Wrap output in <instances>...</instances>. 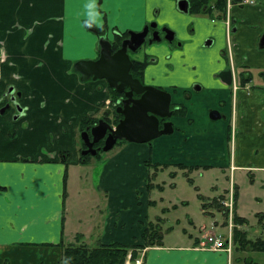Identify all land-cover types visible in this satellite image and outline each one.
<instances>
[{"label": "crops", "instance_id": "crops-1", "mask_svg": "<svg viewBox=\"0 0 264 264\" xmlns=\"http://www.w3.org/2000/svg\"><path fill=\"white\" fill-rule=\"evenodd\" d=\"M162 1L169 3L171 11L175 9L174 0ZM157 3L160 9L159 0H0V47L7 56L0 65V107L7 102L3 94L8 88L13 89L21 107L20 113L14 109L0 112L1 251L18 256L31 254V264H60L58 243L74 241L78 234L88 245L143 243L142 232L147 221L155 222L159 217L165 221V216L149 219L148 209L157 205L146 196L151 188L147 189L151 174L149 165L144 162L149 164L151 158L159 164L154 170L181 168L179 163L193 166L192 169H220L230 162V168L252 174L264 171V75H259L263 83L256 84L260 87L255 88L251 85L254 74L239 83L240 72L235 76V89L213 76L228 61L234 67L244 65L251 71L264 69V48L257 44L264 34V0L262 3L255 0L253 5L231 8L235 30L229 36L230 45L222 22L196 16V32L197 29L204 32L199 36L213 41L222 38L230 46L233 56L228 61L220 54L216 60H206L205 57H209L206 50L192 55L195 50L185 44L190 37L186 34L180 36L184 38L180 50L166 45L151 49L160 57L153 82L173 91L177 104L182 103V95L189 91L198 109L206 111L205 115L199 114L194 123L183 103L185 116L174 117L172 133L157 137L151 143L123 142L115 149L114 146L103 155L102 167L91 172L93 180L94 174L98 175L96 192H103L104 196L90 197L85 187L76 193V200L70 201L69 167L81 164L80 125L85 116L94 117L104 110L109 99L104 80L81 82L79 74L73 70L75 59L94 58L97 54L98 37L86 23L95 28L105 27L107 32L113 29L135 31L150 20L165 24L152 14ZM175 31L179 37L178 30ZM195 62L201 86L191 93L190 85L197 76ZM179 69L188 73L183 80L177 78ZM148 78L151 80L150 75ZM208 107L217 109L225 118L211 120ZM191 127H195L192 133ZM182 132L188 134L184 139H191L190 145L194 146L188 161L182 159L183 155L180 158V153L174 149ZM233 136L238 140L235 146ZM152 150L162 154L151 156ZM90 163H82L85 164L82 171ZM134 188L144 192L139 200ZM163 208L170 211L169 206ZM234 214L247 219L238 214L235 207ZM235 230L239 231L234 228L233 234ZM182 232L172 240L169 239L171 231L166 228L160 245L146 246L138 254L140 264L229 262L234 249L230 253L224 249H201L199 235L186 233L185 229Z\"/></svg>", "mask_w": 264, "mask_h": 264}, {"label": "rangeland", "instance_id": "rangeland-1", "mask_svg": "<svg viewBox=\"0 0 264 264\" xmlns=\"http://www.w3.org/2000/svg\"><path fill=\"white\" fill-rule=\"evenodd\" d=\"M159 1L161 8H158V3L155 4V8L152 10V14L156 16V18H159L161 22H165V24L169 26V29L172 28V30H178L179 37H176L177 45L178 42L184 39L180 36H185L186 34L190 37L186 39L189 41L185 42V44H187V47L191 50H195L192 55L197 56L201 54V52H204L206 50L209 54V57H205V59L210 60L211 58H215L216 60L218 58V54H220L217 52L218 50L220 52V49H224L225 55H228V52L231 51L230 46H227V42L225 43L222 38H216L215 41H213L214 39H211L209 37L199 36V34L204 33L203 31H201V29H199V31L197 29L196 32V28L198 27L196 16L206 17L209 19L213 17L214 20H218L216 13H214L212 16L190 14L189 12H184L178 9L176 0H174L176 4L173 7L175 9H172L171 11L170 7L168 6L169 3H166V1L163 3L162 0ZM256 2L262 3L263 0H256ZM157 10L159 11L157 12ZM195 34L198 37H196ZM193 37L195 38V40ZM208 40L211 41L210 45L206 43V41ZM228 45H230V39H228ZM216 46H218L217 51L215 50ZM141 54L142 51H140L139 55ZM133 58L140 59L142 57H139L138 54H135L133 55ZM88 59L90 60L91 58L80 57L75 59L74 61ZM225 59L228 60L229 57H225ZM194 65L197 71V76L193 78V82H198L197 78L200 73L196 66V62L194 63ZM185 67L187 68L186 65ZM200 67L203 68L202 65H200ZM191 69L194 68L192 67ZM260 71L261 69L252 70L255 78L252 79L251 85L255 88L260 87L256 84L263 83V81L259 79ZM186 74L188 73L187 71H185V69H179L177 71V78L183 80ZM196 84L198 83H192V85ZM193 88L194 86L192 87V89ZM190 92L195 93L192 90H190ZM7 96L8 98L10 97V95ZM5 97L6 96H4V99ZM180 102H182V104H186L187 111L190 112L189 117L194 120V123H196L199 114L201 116H204L206 113L205 110L204 113L198 109V106L194 103V97L189 93V91H187L186 94L182 95ZM9 103L12 106L10 98ZM211 108L212 107H208V110ZM100 114L101 113L97 112L94 116L99 117ZM206 120H208L207 117ZM215 121H220V119H217ZM195 127H191V133L194 132ZM184 133L185 132H182L183 136H181L179 144L175 146L174 149L176 151L178 150V152L180 153V158H182L181 155H183L184 158L182 159L184 161H188V157L192 155L194 146L190 145L191 139H184V137L188 135ZM236 140L237 139H234L233 136L234 146L236 144ZM117 145L118 144H115V147L113 146L114 148H112L115 149ZM230 147L231 145L230 143H228L229 150ZM110 150H108V152ZM106 153L107 152L101 151L98 159H96L94 156H91L89 158V161L91 163L83 171L82 169L85 167V164L82 163L79 167H69L68 191L70 201L76 200V193L80 192V188L84 189L85 187L87 188L86 194L90 197H95L96 194L100 198L104 196L103 192H96L95 186L98 183V175L97 173H95L93 180V175H91V172L97 171L102 167L103 162L101 159L105 157L103 155H106ZM157 153H159L160 155L162 154L160 151L156 152L155 150H152L150 152V155L157 156ZM147 159H150V156ZM151 159L152 161L149 165L151 177L149 178V180L150 182H152V184L151 188L148 190V192H146V196L150 200H155L157 202V205L152 206L148 209V214L150 217L149 219L154 220L156 216H165V221L161 222L160 225L162 226L163 233L166 232V228L167 230L171 231L169 239L173 240L179 235H182L183 229L186 230V233L199 235L201 234V232H199V228L206 225L207 229H209L210 224L213 221L217 222L218 229L220 231H225L227 214H224L225 206L222 204V200L227 199L230 191V186H234L231 190L236 191V196L234 195L235 210L238 214L244 215L247 219L243 218L246 221L242 220V222L237 221L239 223H236L232 220L236 225L234 228L239 229V231H237L235 236L233 234L232 249L234 250L231 257H229V262H227V264H264V250L253 247L254 244L258 243L257 241H261L264 243V171H257L255 172V174H252V172L245 171L240 168H230V162L228 163L227 167L220 169H218L217 167L210 169H204L201 167L198 169L194 168L192 170H188L187 168L181 169L179 167L173 166L154 170L155 161L153 160L155 159ZM144 164H146V162H144ZM152 171L155 172V174ZM134 193L136 194L135 197L137 200H139V198L144 194V192L139 188H134ZM161 200H163V203L160 202ZM173 204L175 205L173 206V208H171V205ZM163 206H169L170 211L167 212V209H164ZM235 217L236 215H234V220ZM187 237V234H185L184 238L186 239ZM81 241L79 240V242ZM64 242L67 243V241ZM142 250L139 252L140 254L142 253ZM36 256L40 255L37 254ZM24 257L25 260L22 261ZM32 257L33 255L31 254L18 256L14 252H4L0 250V264H16L17 262L18 264H31ZM138 259L140 260V258Z\"/></svg>", "mask_w": 264, "mask_h": 264}, {"label": "water", "instance_id": "water-1", "mask_svg": "<svg viewBox=\"0 0 264 264\" xmlns=\"http://www.w3.org/2000/svg\"><path fill=\"white\" fill-rule=\"evenodd\" d=\"M177 7L181 11L188 12V3L186 0H177ZM151 23L145 25L141 31H129V37L123 41L121 47L111 53L110 42L100 37L98 44L100 46V55L96 60H77L73 63V70L80 74V81H85L92 76V79L104 78L111 88L118 92L124 90V86L128 85L130 90L125 93L129 98L132 92L141 93V96L132 100L129 106L125 100L124 107L120 112L122 119L112 127L108 122L99 119L98 122L90 128V132L82 131L80 137L86 146L82 150V154L95 155L96 150L93 144L103 139L102 151L110 150L119 140H125L131 143H150L154 138L162 134H170L172 132V124L169 121L163 123V127L159 128L158 116H170L169 103L170 94L153 86H143L137 79L132 78L129 73L131 62L127 53L136 51L140 44L144 41ZM86 27L91 31H95L92 24L87 23ZM235 29H232L233 32ZM165 32L164 39L171 42L174 33L168 29ZM169 34V35H166ZM160 40V39H158ZM152 42V41H149ZM210 40L206 41L210 45ZM264 45L261 40L260 46ZM220 79L226 84H232V71L230 69L223 70L219 73ZM12 90V89H11ZM10 90V91H11ZM8 104L4 106V109ZM18 109V108H17ZM21 112L20 109H18ZM211 120L225 118L217 109H211L208 112ZM90 136L92 139L90 140Z\"/></svg>", "mask_w": 264, "mask_h": 264}, {"label": "flooded vegetation", "instance_id": "flooded-vegetation-1", "mask_svg": "<svg viewBox=\"0 0 264 264\" xmlns=\"http://www.w3.org/2000/svg\"><path fill=\"white\" fill-rule=\"evenodd\" d=\"M232 1H233V3H236V4H233L232 6L229 7V9H228V17H227V1L225 0L226 4H225V9L223 11V15H222L221 18H218V21L222 22L223 26L226 29V37H227L226 40H227V42H228L229 36L232 35V31L231 30L234 29V26H233L234 19H232V17H231V8L233 6H235V5L244 6V5H253V4H255V0H253V2L251 4H247V3L246 4H239L240 0H235V2H234V0H232ZM212 19H213V17H212ZM227 19H228V30H227V25H226V20ZM87 23H89V22H87ZM150 23L153 26L150 25L148 27L147 34L144 37V41L140 44V46L137 48V50L133 52V51H130L129 49H127L129 60L131 62V66L129 68V73L131 74L132 78L137 79L143 86H147V85L148 86H153V87H156V88H158L160 90L168 92L170 94L169 111H170L171 114H170V116H165V117L158 116V121H159V128H162L163 127V123L166 122V121L171 122L172 127H173V125H174L173 124L174 117H179L180 116L178 113H176V111L183 104L182 103L177 104L175 102V100H174V92L173 91H170L169 89H166L162 85H158L157 83L155 84L153 82V79L156 77V75H155V67H156V64L158 65V63L160 61V57H159V55H156V54L152 53L151 49L159 47L160 45H166L169 48H171L172 50H180V49H182L184 43H183V40H181L180 42H178V45H177L176 37H178V35H177L176 31L172 30V29H169L168 25H166V24H160V23L156 22V20L147 21L146 23H144V25L140 29L135 30V31L143 30V27L145 25H147V24L149 25ZM106 29L107 28H105V27H96L94 33H96L98 39L100 37H103V38L107 39L110 42L111 53L117 51L121 47L123 41L126 40L129 37V34H128L129 31H134V30H130V29L124 30V31H119L118 29H113L110 32H107ZM163 29H168V30H170V31H172L174 33V36H173V39H172L171 42H168V41H166L164 39L165 32L163 31ZM166 35H169V34H166ZM158 39H160V40H158ZM261 40L264 41V34L259 37L258 43H257L259 48H264V45L260 46ZM149 41H152V42H149ZM140 51H142L141 55H139ZM96 52H97V54H96V56L94 58H91L92 60H96L99 57V55H100V46L98 44V40H97V50H96ZM135 54H138V56L142 57V58H140V59L133 58V55H135ZM220 55H222V58L224 60H225V57H229L228 60H230L231 56H233V51L231 50V51L228 52L229 56L225 55V53L223 51L220 52ZM169 57H166V58H169ZM6 58H7V56L5 57L3 63L6 61ZM228 60H226V61H228ZM227 65H229V66H227ZM148 67H151V68H149V69H151L150 71H148L149 70ZM242 67H244V69H241ZM227 69H230L232 71V84L231 85L233 86V89H235V76H239L240 72H241L240 73L241 77L244 76V75L247 76V77L250 76V74L253 75L252 71L248 70L244 65H242L241 67L240 66L234 67L233 65H230L229 61H228L227 64L225 65V67L223 69H220L217 72H214L213 76L219 77V73L221 71L227 70ZM259 74L260 75H264V71L261 70L259 72ZM148 75H150L151 80L148 78ZM79 79H80V74H79ZM88 80H104L105 83H106L108 92H109L108 102L104 106V110H102L100 112L101 113L100 116L99 117H96V116L92 117V118H96V119L98 118L97 121L94 124H92L90 127L85 129V131H87L88 133L90 132V128L93 125H95L98 122L99 119L105 120L112 127H114L118 123V121L120 119H122V117H123V115L120 112V108L122 109L124 107L125 100L128 101V105L130 106L132 104V100L133 99H137V98H139L141 96V93H136V92L133 91L131 96L128 98L125 95V93L130 90V87L128 85L124 86V90L122 92H118L116 89L111 88L104 78L92 79V76H91V77H89V79H87L85 81H88ZM85 81H81V82H85ZM192 83H198V84L192 85ZM192 83H191L189 89L192 90L193 92H197L200 89L201 84L199 82H192ZM239 83H241V81ZM191 86L192 87L194 86V88L192 89ZM11 89L12 88H8L7 91L4 92V94H3V99H4V96H6L5 98H6L7 102L3 103V105L0 107V112L4 113V112H6L8 110L14 109L18 113H20L18 111V109L21 110V107L17 103L16 94L14 93L13 89L12 90ZM184 94H186V92H184ZM7 95H10L9 98H10V101L12 103V106L9 103V98H8ZM6 104H8L9 107H6L4 109V106ZM105 110L108 111V114L107 115L106 114L102 115ZM101 115L103 116V118L101 117ZM82 131H84V130H82ZM82 131H80V132H82ZM172 132H173V129H172ZM163 135H167V134H162L160 136H163ZM160 136H158V137H160ZM91 139H92V137L90 136V140ZM123 142H127V141L119 140L116 144L123 143ZM102 145H103V139H100L98 142L93 144V148L96 150V153L101 149ZM79 147H80L79 150H80V156H81V155H83L82 154V150H84L86 148V146L84 145L81 137H80V145H79ZM91 156H94V155H91Z\"/></svg>", "mask_w": 264, "mask_h": 264}, {"label": "trees", "instance_id": "trees-1", "mask_svg": "<svg viewBox=\"0 0 264 264\" xmlns=\"http://www.w3.org/2000/svg\"><path fill=\"white\" fill-rule=\"evenodd\" d=\"M188 3V12L190 14H202L212 16L216 13L217 18H221L223 11L225 9V0H186ZM235 2V0H234ZM241 69H244L242 67ZM245 77H240L241 83H244ZM176 113L180 116H185L184 106H180L177 109ZM107 115L108 111L105 110L102 115ZM101 117L103 118V116ZM98 119V118H97ZM96 118L85 116L80 125V131L85 130L90 127L97 121ZM106 119V118H105ZM230 138V134L228 136ZM119 144V143H118ZM100 149L94 157L98 158ZM91 155H81L80 162L87 163ZM147 165H150L146 163ZM159 164L155 163L154 166L157 167ZM181 168L192 169L193 166L178 164ZM150 180L148 179L147 189L150 188ZM234 195L236 191L234 190ZM221 202V201H220ZM219 205V204H218ZM246 221L241 217L236 216L235 222ZM162 222L161 218H157L155 222L147 221L143 232L142 240L143 243L140 244H122L120 242H109V243H100L95 246H88L86 243L80 240V235H75V242H64L61 240L58 245L61 248V259L60 264H126L127 255L129 254V259L131 261L135 260L139 252L144 249L146 246L160 245L162 241V229L160 223ZM239 223V222H237ZM238 230L234 231V236ZM81 242H79V240ZM258 243L254 244L253 247L264 250V243L257 241ZM260 242V243H259Z\"/></svg>", "mask_w": 264, "mask_h": 264}, {"label": "built area", "instance_id": "built-area-1", "mask_svg": "<svg viewBox=\"0 0 264 264\" xmlns=\"http://www.w3.org/2000/svg\"><path fill=\"white\" fill-rule=\"evenodd\" d=\"M227 1V17H228V9L230 6H232L233 3L232 0H226ZM253 0H240L239 4H251ZM227 30H228V19L226 20ZM6 57V52L3 48L0 47V64L3 63L4 59ZM222 204L225 206V214H227L226 219V229L225 231H220L218 229V224L216 221H213L210 224V228L207 229V226L204 225L199 228V240H198V247L201 249H207V250H221L224 249L228 253L231 252L233 247V230L236 226L234 221V199H233V193L230 191L228 197L226 200H222ZM233 220V221H232ZM228 222V223H227ZM129 254L127 255V264H140V260L137 258L134 261H131L129 259Z\"/></svg>", "mask_w": 264, "mask_h": 264}]
</instances>
